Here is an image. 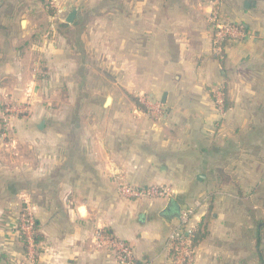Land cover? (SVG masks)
<instances>
[{"label": "crops", "instance_id": "1", "mask_svg": "<svg viewBox=\"0 0 264 264\" xmlns=\"http://www.w3.org/2000/svg\"><path fill=\"white\" fill-rule=\"evenodd\" d=\"M49 1L55 15L40 0H0V119L8 100L28 107L6 141L0 128V264H118L98 232L137 264H172L166 242L185 207L206 228L195 264H264V0ZM216 10L248 33L218 55ZM110 50L128 85L158 75L147 80L160 121L87 97ZM217 88L231 104L224 116ZM120 180L173 194L126 199ZM27 206L43 237L34 260L18 232Z\"/></svg>", "mask_w": 264, "mask_h": 264}, {"label": "built area", "instance_id": "2", "mask_svg": "<svg viewBox=\"0 0 264 264\" xmlns=\"http://www.w3.org/2000/svg\"><path fill=\"white\" fill-rule=\"evenodd\" d=\"M216 15H218L216 13ZM214 16V33L212 36L213 52L220 54L223 46L227 43L244 40L248 33L244 25L230 22H220L217 16ZM214 102L219 113L226 114L225 98L222 88L213 91ZM28 112L27 105L19 104L8 100L2 111L1 116V138L6 141L9 138L11 129V118L15 115H21ZM119 193L126 199H169L172 197V190L167 186H151L145 188L134 187L130 184H122L119 187ZM195 215V208L185 207L180 210L177 225L171 231L167 238L166 250L171 255L172 264H195L197 248L194 247V235L197 225L192 222ZM35 217L30 206L23 208L19 217V235H23L28 242L30 258L35 259L33 233L35 226ZM97 245L100 248L110 252L118 264H137L133 249L123 241L115 239L103 232L97 233Z\"/></svg>", "mask_w": 264, "mask_h": 264}, {"label": "rangeland", "instance_id": "3", "mask_svg": "<svg viewBox=\"0 0 264 264\" xmlns=\"http://www.w3.org/2000/svg\"><path fill=\"white\" fill-rule=\"evenodd\" d=\"M221 1L225 2L226 0H221ZM227 1H229V0H227ZM252 2L255 3V2H257V0H252ZM224 6L227 7L228 5H224ZM110 13H114V11L106 10V12L103 16H105V17L110 16ZM216 13L218 15H216ZM214 14L218 17V19L221 18L219 10L218 11L216 10ZM115 16H116V13H114L113 17H115ZM230 23H232V22H230ZM239 24L243 25V23H239ZM113 28H116V27L114 26ZM117 28H118V26H117ZM111 29H112V27L109 29L110 35L113 32ZM116 32H117V29H116ZM213 33H214V31H213ZM111 41H112V36H111L108 44H112ZM104 56H105V61H104V70H103L102 75L98 73L97 74V77H98L97 80H95V77H96L95 74H93L91 77V78H93V82L97 83L98 86L101 85L102 88H100L99 90L94 89V90L87 92V97H90V96L96 97L95 93H97V97L101 100V103H105L106 99L109 97H111L115 100H124L126 106L121 105V109L123 112H127V109H128L127 104L128 103H130L132 106H134V105L137 106L135 103V99H137L143 106H145L146 111H144V112L151 119L160 121L162 119V116L164 115V110H162L163 107L161 105V102H159V100L157 101V103L151 102V98L149 97L150 93L152 92V90H151L152 86H151L150 82L153 83L154 77L155 76L157 77L158 75L153 74V73H150V75H143V74L137 75L138 79H136L135 82H132L130 85H128V82H129L128 77L129 76L125 70L121 69L122 67L120 68L121 70L119 73L117 71L116 72L113 71V69L115 68V65H116L117 58H115V56L113 57L111 50L109 53L105 52ZM120 61H121V65H122L123 61L122 60H120ZM149 102H151L153 104L151 105V104H149ZM81 108H82L81 109V112H82L84 110V108H86V107L82 106ZM107 108L108 107H106V109ZM106 111H108V110L104 109V113H106ZM61 128H63V127H61ZM125 183H126L125 181L120 180L118 189L122 184H125ZM126 184H128V183H126Z\"/></svg>", "mask_w": 264, "mask_h": 264}, {"label": "trees", "instance_id": "4", "mask_svg": "<svg viewBox=\"0 0 264 264\" xmlns=\"http://www.w3.org/2000/svg\"><path fill=\"white\" fill-rule=\"evenodd\" d=\"M40 1H43L45 6L47 7V12L50 15H55L56 9L51 5V2L49 0H40ZM223 93H224V98H225V109L229 110L231 108V104H230V102L227 99V94H226L225 90H223ZM135 103L141 110L146 111L145 106H143L137 99H135ZM262 224L263 225H262L261 229L264 230V221H263ZM206 236H207V234H206L205 225L204 224L198 225L197 230H196L195 235H194V247L197 248L199 246V244L201 242H203V240L206 238ZM42 239H43V237H42V234L40 233L39 224L37 223V221H35L34 233H33V241H34V245H35L36 248L39 245V243L42 241ZM20 240L23 242L24 248L27 250V248L29 246L28 242H27L26 238L23 235H21V234H20ZM258 244H260L259 240H258ZM35 251H36V256H37V254L39 252V248L37 250H35Z\"/></svg>", "mask_w": 264, "mask_h": 264}, {"label": "water", "instance_id": "5", "mask_svg": "<svg viewBox=\"0 0 264 264\" xmlns=\"http://www.w3.org/2000/svg\"><path fill=\"white\" fill-rule=\"evenodd\" d=\"M245 7H246V8H249V3H246V4H245ZM76 14H77V13H76L75 11L72 12L71 14H69V16H68L66 22L69 23V24H73L74 21H75V18H76ZM22 24H23V25H26V21H23ZM110 103H111V98H107V100H106V104H105V105L108 106V105H110ZM203 179H204V176H199V177H198V180H199V181H202ZM167 212H168V213H171V209L168 208V209H167ZM171 217H174V216L172 215Z\"/></svg>", "mask_w": 264, "mask_h": 264}]
</instances>
